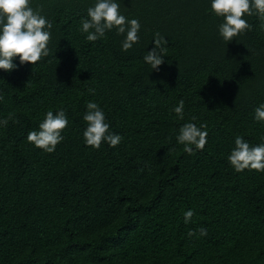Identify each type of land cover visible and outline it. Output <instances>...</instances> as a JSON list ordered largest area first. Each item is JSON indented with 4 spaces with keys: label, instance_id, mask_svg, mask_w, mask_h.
I'll return each mask as SVG.
<instances>
[{
    "label": "trees",
    "instance_id": "16d2710c",
    "mask_svg": "<svg viewBox=\"0 0 264 264\" xmlns=\"http://www.w3.org/2000/svg\"><path fill=\"white\" fill-rule=\"evenodd\" d=\"M92 3L32 0L53 25L49 56L0 70V119L11 117L0 127V264H264V172L237 173L227 159L238 135L264 142L254 119L264 21L244 17L251 28L226 42L209 0H121L141 23L124 51L115 30L95 42L79 31ZM155 33L168 52L152 71L143 57ZM181 100L183 120L172 111ZM89 101L120 144H84ZM61 109L69 123L56 150L29 143ZM187 122L208 132L191 154L176 141Z\"/></svg>",
    "mask_w": 264,
    "mask_h": 264
},
{
    "label": "clouds",
    "instance_id": "9594fccd",
    "mask_svg": "<svg viewBox=\"0 0 264 264\" xmlns=\"http://www.w3.org/2000/svg\"><path fill=\"white\" fill-rule=\"evenodd\" d=\"M209 4L210 12L222 20L217 26V32L226 42H231L234 37L251 28L244 17L256 14L264 21V0H209ZM120 7L121 0H93L86 10V16L80 20L79 31L86 34L87 41L95 42L104 38L107 32L115 30L118 35L123 36L120 41L121 49H131L140 40L141 23L137 18L129 19L122 14ZM52 27L51 21L41 10L32 7V0H0V70H15L17 63L13 60L16 57L19 58V65L23 66L25 63L34 65L49 56L48 45ZM261 28L264 29V23ZM165 44L164 38L155 33L153 47L146 51L143 57L152 71L158 70L159 66L165 63L168 52ZM3 99V93L0 92V100ZM172 111L178 119L183 120V100L179 101ZM10 118L0 119V127L7 126ZM254 119L264 122V103L254 109ZM83 120L86 122L83 130V142L86 146L99 149L102 143L111 147L121 143L122 137L109 130L110 124L106 122L105 112L98 103L87 102ZM68 123L63 109L55 114L48 110L38 128L30 131L26 139L36 148L52 153L64 140L62 132ZM207 136L206 125L187 122L178 129L176 141L183 145L184 152L191 154L195 150L204 149ZM227 159L237 173L246 169L264 172V142L252 145L243 136L238 135ZM193 215L192 209L185 211L184 223H190ZM188 235L193 237L196 232L190 230ZM199 235L206 236V230L201 228Z\"/></svg>",
    "mask_w": 264,
    "mask_h": 264
}]
</instances>
